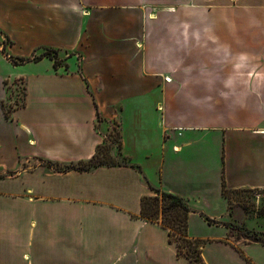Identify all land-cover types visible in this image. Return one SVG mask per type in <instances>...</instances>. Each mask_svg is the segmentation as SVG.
I'll list each match as a JSON object with an SVG mask.
<instances>
[{
  "label": "crops",
  "instance_id": "1",
  "mask_svg": "<svg viewBox=\"0 0 264 264\" xmlns=\"http://www.w3.org/2000/svg\"><path fill=\"white\" fill-rule=\"evenodd\" d=\"M0 37V264H186L140 217L154 190L187 202L205 264L264 254L217 221L222 184L264 190V0H0ZM45 49L57 67L10 61ZM15 80L24 102L6 117ZM114 122L135 167L37 163L89 160Z\"/></svg>",
  "mask_w": 264,
  "mask_h": 264
},
{
  "label": "trees",
  "instance_id": "2",
  "mask_svg": "<svg viewBox=\"0 0 264 264\" xmlns=\"http://www.w3.org/2000/svg\"><path fill=\"white\" fill-rule=\"evenodd\" d=\"M50 54H54L53 56L55 58H52ZM43 57L53 60L55 67L60 64L56 59V57H58V51L52 49H45L43 53L38 56L34 55L32 58L15 59L16 61H13V64L16 65L17 63L21 64L27 61H38ZM6 84L7 82H5V85ZM23 102L24 95L20 105L16 104L15 106L8 107L4 110L5 116L9 117L10 112L14 108L22 106ZM1 106H4L3 103ZM115 142L116 144L105 138L104 142L96 148L94 155L87 161L69 164L45 162V164H47V167L51 168L53 166H59V169L56 170V172L60 173L70 171L79 173L90 172L100 167H135L126 157H123L120 152L121 135L118 128ZM114 150L118 152L117 155L123 160L122 163L118 162L115 158L116 153H113ZM235 191L239 190H229L224 184H222L221 194L224 199L229 200L230 193H234ZM154 193V196L143 197L141 199L140 217L147 221L161 223L162 227L168 232L169 242L176 246L177 257L185 259L186 264H205L202 258V242L191 239L188 236V219L191 210L187 202L182 197L174 194L160 192L158 190H154ZM261 217H264V215ZM243 236L245 239L244 243H256L264 247L263 233L247 232L246 234H243Z\"/></svg>",
  "mask_w": 264,
  "mask_h": 264
},
{
  "label": "rangeland",
  "instance_id": "3",
  "mask_svg": "<svg viewBox=\"0 0 264 264\" xmlns=\"http://www.w3.org/2000/svg\"><path fill=\"white\" fill-rule=\"evenodd\" d=\"M3 22L7 23L6 20ZM11 31H14V29L12 28ZM14 37L16 38V31ZM0 39H1L0 45L3 44L2 51L4 52L5 51L4 49L6 48V45H8V42L3 37H0ZM17 48H18V52L23 51V49L20 50L19 47ZM6 51L7 53H9V56L16 53V49L14 50L15 53L14 51L10 52L11 50H9L8 48L6 49ZM43 52H44L43 50L39 51V53H43ZM50 55L52 58H55L53 56L54 54H50ZM56 59L61 63L62 61L60 60L64 59V55L63 54L59 55L58 57H56ZM10 61L13 64V61L16 60L10 59ZM1 68L3 70L8 69L6 68L5 64L1 65V61H0V69ZM6 88H7L6 91L7 98L6 101L4 102L6 108L15 106L16 104L20 105L24 95L23 82L21 80L7 82ZM116 132H117V126L116 123L114 122L107 128L106 139H109L110 142L116 144L115 142ZM113 153H116L115 158L117 159V161L122 163L123 160H121V158L117 155L118 152L114 150ZM37 163L41 165H45L47 167V164H45V162L41 163L40 161H37ZM52 168L54 169V171H56L59 169V166H53ZM225 201H226V210L224 214L217 219V221L219 224H222L225 227H227L228 230L227 237L230 242H232L236 247H240V245L244 244L245 241L243 234H246L247 232L264 234V217H261L262 215H264V190L245 189V190L235 191L234 193H230L229 200L225 199ZM222 209L223 208H221L220 210L218 209L219 212H221ZM193 230H194L193 235L204 236V237L210 235H218L220 232V229L216 227L214 228L208 227L206 229L204 227H200L198 223L195 224ZM194 240L201 241L203 245L207 243V241L203 238H195ZM255 250L256 249H254L253 251ZM242 252L246 254L245 250ZM211 254H215L214 251H212ZM255 255H256L254 256L255 259H252L246 255L242 256L241 258L244 260L245 264H264V254L255 252Z\"/></svg>",
  "mask_w": 264,
  "mask_h": 264
}]
</instances>
